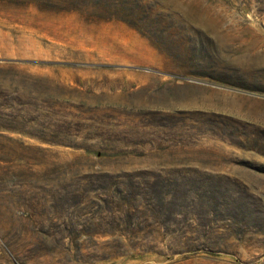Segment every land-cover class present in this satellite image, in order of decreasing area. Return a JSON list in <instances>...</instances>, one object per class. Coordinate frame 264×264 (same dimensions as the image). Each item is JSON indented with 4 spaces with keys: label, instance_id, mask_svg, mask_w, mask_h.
Listing matches in <instances>:
<instances>
[{
    "label": "rangeland",
    "instance_id": "obj_1",
    "mask_svg": "<svg viewBox=\"0 0 264 264\" xmlns=\"http://www.w3.org/2000/svg\"><path fill=\"white\" fill-rule=\"evenodd\" d=\"M0 264H264V0H0Z\"/></svg>",
    "mask_w": 264,
    "mask_h": 264
}]
</instances>
